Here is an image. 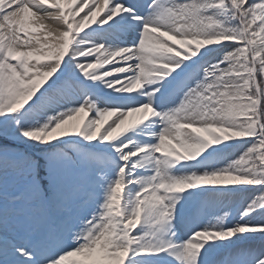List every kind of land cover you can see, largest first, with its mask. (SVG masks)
<instances>
[{"label":"snow or ice","instance_id":"1","mask_svg":"<svg viewBox=\"0 0 264 264\" xmlns=\"http://www.w3.org/2000/svg\"><path fill=\"white\" fill-rule=\"evenodd\" d=\"M0 264H264V0H0Z\"/></svg>","mask_w":264,"mask_h":264}]
</instances>
